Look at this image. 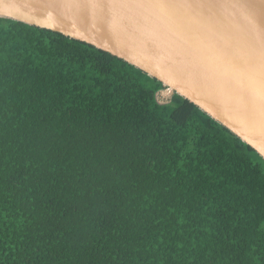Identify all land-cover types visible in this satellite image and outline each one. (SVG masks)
<instances>
[{
	"label": "trees",
	"instance_id": "trees-1",
	"mask_svg": "<svg viewBox=\"0 0 264 264\" xmlns=\"http://www.w3.org/2000/svg\"><path fill=\"white\" fill-rule=\"evenodd\" d=\"M164 88L0 17V264H264V159Z\"/></svg>",
	"mask_w": 264,
	"mask_h": 264
},
{
	"label": "water",
	"instance_id": "water-1",
	"mask_svg": "<svg viewBox=\"0 0 264 264\" xmlns=\"http://www.w3.org/2000/svg\"><path fill=\"white\" fill-rule=\"evenodd\" d=\"M0 17L125 60L264 159V0H0Z\"/></svg>",
	"mask_w": 264,
	"mask_h": 264
},
{
	"label": "rangeland",
	"instance_id": "rangeland-1",
	"mask_svg": "<svg viewBox=\"0 0 264 264\" xmlns=\"http://www.w3.org/2000/svg\"><path fill=\"white\" fill-rule=\"evenodd\" d=\"M156 96L159 101H168V98L164 97L161 93H157Z\"/></svg>",
	"mask_w": 264,
	"mask_h": 264
},
{
	"label": "bare ground",
	"instance_id": "bare-ground-1",
	"mask_svg": "<svg viewBox=\"0 0 264 264\" xmlns=\"http://www.w3.org/2000/svg\"><path fill=\"white\" fill-rule=\"evenodd\" d=\"M157 93H159V92H157ZM157 93H156V94H157ZM156 99H157V96H156ZM157 101H158L159 103L163 102V101H159L158 99H157ZM167 102H168V101H167ZM165 103H166V102H165Z\"/></svg>",
	"mask_w": 264,
	"mask_h": 264
}]
</instances>
